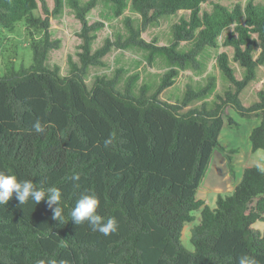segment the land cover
<instances>
[{"label": "trees", "instance_id": "trees-1", "mask_svg": "<svg viewBox=\"0 0 264 264\" xmlns=\"http://www.w3.org/2000/svg\"><path fill=\"white\" fill-rule=\"evenodd\" d=\"M64 1L81 43L78 65L61 77L44 62L59 48L49 23ZM99 2L113 5L111 25L128 36L107 37L91 52L92 33L106 24L87 22ZM129 8L126 0H0V29L23 21L41 36L30 34L29 68L0 76V172L59 188L65 216L57 222L46 201L20 205L13 194L0 205V264H236L242 254L264 264V230L253 227L264 222L263 168H244L214 209L196 198L214 149L233 175V152L219 142L225 109L258 120L249 142L252 152L264 150V0H130ZM131 46L148 54L124 84L117 70L85 85L89 67ZM156 58L167 64L157 68ZM37 118L51 125L43 134L31 130ZM82 193L97 196L105 221L116 217V234L71 221ZM198 210L189 251L181 232Z\"/></svg>", "mask_w": 264, "mask_h": 264}, {"label": "rangeland", "instance_id": "rangeland-1", "mask_svg": "<svg viewBox=\"0 0 264 264\" xmlns=\"http://www.w3.org/2000/svg\"><path fill=\"white\" fill-rule=\"evenodd\" d=\"M126 6L131 11V8H129L130 0H126ZM112 10L113 5L111 3L99 2L89 12L87 19L89 24L96 21L106 23L104 28L92 33L93 39L89 48L91 52L101 47L107 37H112L111 40H114L113 37L125 39L128 36L125 26L111 25L115 23L112 17ZM137 25L138 22L135 23V27ZM79 31L80 24L67 7L66 1H64L61 13L49 23L50 40H57L59 48L58 50L48 51L44 62L45 68L52 69L57 67L58 74L62 77L69 74L72 64L78 65L77 53L81 39L76 36ZM30 34L35 40H40L41 38L38 30H27L23 21L15 23L10 30L0 29V76L31 66ZM146 52V50L133 46L125 50H110L102 60L103 65L92 66L87 69L84 76L85 85L89 88L96 78L111 79L117 70L120 71L119 83L121 80V83L124 84L127 76L146 62L145 58L148 54ZM160 60L159 58L155 59L157 68L164 67V64H167L166 60H164L163 64H159ZM120 86L119 84L116 86L118 91H122ZM146 90L151 92V85H147ZM130 93L133 96L137 95L134 89H131ZM228 119L232 120L236 125H228ZM223 121L219 142L227 151L230 149L237 150L232 163L233 175L229 172V164L225 155L218 149H214L206 173L199 188L196 190V198L205 200L203 196H206L208 198L205 200L206 203L207 200L212 199L215 192L222 197L232 195L233 186L237 182L236 178L241 176L242 169L247 166L260 167L264 163V151L251 155L247 147V144H249L247 133L256 120L242 119L230 108H227L224 110ZM228 154L231 155L230 152ZM192 216L194 221L183 225L180 238L184 248L190 251H193V246L190 243L191 230L199 224L200 210L192 213ZM253 227L255 230L262 232L264 230V222L256 223Z\"/></svg>", "mask_w": 264, "mask_h": 264}, {"label": "clouds", "instance_id": "clouds-1", "mask_svg": "<svg viewBox=\"0 0 264 264\" xmlns=\"http://www.w3.org/2000/svg\"><path fill=\"white\" fill-rule=\"evenodd\" d=\"M50 126V123L42 122L37 118L31 124V130L37 134H43ZM103 143L104 147L107 148L113 143V140L110 137L105 139ZM69 179L74 185L78 186L81 176L79 173H73ZM13 194H15V198L20 205L27 204L29 201L34 204L46 201L48 207L52 210V219L57 222L64 221V208L61 205L62 192L59 188L37 187L31 180H18L15 175L0 172V205H6ZM99 205L100 200L95 194L82 193L70 213L71 221L76 225L87 222L94 232H99L105 236L116 234L119 229V222L115 216L105 221L97 213ZM37 264H55V262H46L44 259H40ZM59 264H68V262L61 260ZM236 264H259V261L255 256L242 254L237 258Z\"/></svg>", "mask_w": 264, "mask_h": 264}, {"label": "crops", "instance_id": "crops-1", "mask_svg": "<svg viewBox=\"0 0 264 264\" xmlns=\"http://www.w3.org/2000/svg\"><path fill=\"white\" fill-rule=\"evenodd\" d=\"M234 125H236V123L234 124ZM258 125V120H256L254 123H253V125H252V127L250 128V130H249V132L247 133V140L249 141V134H250V132H251V130L254 128V127H256ZM248 146V150H250V152H251V155L252 154H255L256 152H259V151H264V150H258V151H256V152H252L251 151V147H250V142H249V144H247ZM223 147V146H222ZM225 149V148H224ZM229 151H232L233 153H231V165H232V163H233V158H234V155H236L237 154V150H234V149H230ZM232 167H233V165H232ZM247 167H249V166H247ZM261 168H263L264 169V163H262V165L260 166ZM244 168H246V167H244ZM243 168V169H244ZM243 169H242V171H243ZM241 175H242V172H241ZM240 179H241V176H238V178H236V184L240 181ZM236 184H234V186H233V188L235 187V185ZM232 188V189H233ZM217 192H215V195L212 197V199H210V200H207V203L205 202V200L206 199H208V198H206V196H203L204 197V199L205 200H203L204 201V204H207V206L210 208V209H214L215 208V206H216V199H217ZM221 196V195H220ZM202 200V199H201ZM190 251V250H189Z\"/></svg>", "mask_w": 264, "mask_h": 264}]
</instances>
